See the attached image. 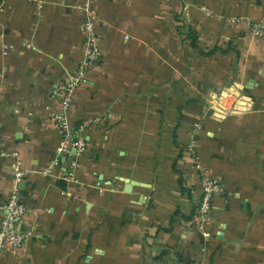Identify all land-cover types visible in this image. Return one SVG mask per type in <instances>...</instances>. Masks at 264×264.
I'll list each match as a JSON object with an SVG mask.
<instances>
[{
	"label": "crops",
	"instance_id": "obj_1",
	"mask_svg": "<svg viewBox=\"0 0 264 264\" xmlns=\"http://www.w3.org/2000/svg\"><path fill=\"white\" fill-rule=\"evenodd\" d=\"M85 1L0 0V148L20 153L22 229L35 228L0 264H264V42L250 33L264 0H91L103 58L70 113L87 150L44 175L61 142L53 91L83 57ZM232 85L250 108L212 118L210 93ZM192 143L225 188L209 238ZM11 163L0 157V205Z\"/></svg>",
	"mask_w": 264,
	"mask_h": 264
},
{
	"label": "built area",
	"instance_id": "obj_2",
	"mask_svg": "<svg viewBox=\"0 0 264 264\" xmlns=\"http://www.w3.org/2000/svg\"><path fill=\"white\" fill-rule=\"evenodd\" d=\"M42 7V2L39 3ZM82 14V30L84 35L83 57L75 70L68 74L53 91V99L56 108L52 117L55 128L60 133L61 142L57 147L56 156L44 168V175H51L60 163L63 155L72 153L79 155L87 150V143L83 136H75L71 127L70 113L73 108L76 90L88 79L90 72L103 58V49L98 35L99 16L91 0H86L79 5ZM235 22L234 19L229 20ZM250 33L254 38L264 42V19L250 24ZM7 48V47H6ZM210 116L214 119H224L228 114L245 111L250 107L247 104V96L242 94L237 85L225 87L219 92H211L209 95ZM250 103V101L248 102ZM2 98L0 96V107ZM251 104V103H250ZM249 104V105H250ZM188 152L191 154L193 164L200 175L201 197L196 210V219L205 237H211L207 230V222L213 210V201L216 196L225 192L223 183L210 175L201 163L194 143L189 144ZM12 157L11 167L14 172L15 185L0 205L2 213L0 219V256L2 254L16 255L27 242L35 236L34 227L22 229L28 208L23 201L19 184L24 180L27 170L22 165L18 150H7L0 148V157ZM71 166H77V159L71 158Z\"/></svg>",
	"mask_w": 264,
	"mask_h": 264
}]
</instances>
